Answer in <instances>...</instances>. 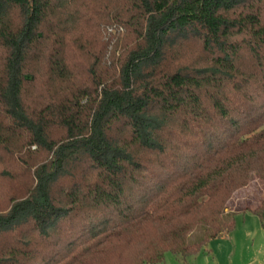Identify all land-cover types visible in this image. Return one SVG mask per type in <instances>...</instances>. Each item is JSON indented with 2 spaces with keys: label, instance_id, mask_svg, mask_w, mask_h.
Wrapping results in <instances>:
<instances>
[{
  "label": "trees",
  "instance_id": "obj_1",
  "mask_svg": "<svg viewBox=\"0 0 264 264\" xmlns=\"http://www.w3.org/2000/svg\"><path fill=\"white\" fill-rule=\"evenodd\" d=\"M263 3L0 0V179L28 174L0 264H161L231 231L264 185Z\"/></svg>",
  "mask_w": 264,
  "mask_h": 264
},
{
  "label": "rangeland",
  "instance_id": "obj_2",
  "mask_svg": "<svg viewBox=\"0 0 264 264\" xmlns=\"http://www.w3.org/2000/svg\"><path fill=\"white\" fill-rule=\"evenodd\" d=\"M264 11V3L262 5ZM195 47L186 50L183 61L193 57ZM25 149H28L25 146ZM32 149V147H30ZM39 154L36 160L42 159ZM23 161L30 163L32 158L24 156ZM24 166L19 163L18 166ZM28 174L17 178L15 182L0 179V211L7 208L9 196H17L26 188ZM264 198V185L256 175L252 176L246 185L235 188L225 202V218L234 220L233 229L218 237L209 240L197 252L187 255L176 254L170 251L164 253V261L161 264H264V228L256 214L245 207H253ZM264 224V218H263ZM203 225L196 226L187 236V243L200 240L203 236ZM150 264V263H144Z\"/></svg>",
  "mask_w": 264,
  "mask_h": 264
}]
</instances>
